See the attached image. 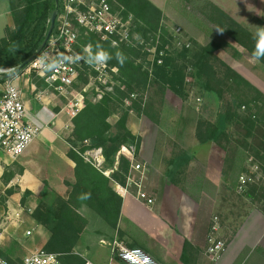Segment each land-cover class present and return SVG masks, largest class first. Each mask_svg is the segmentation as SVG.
I'll list each match as a JSON object with an SVG mask.
<instances>
[{
	"label": "trees",
	"instance_id": "1",
	"mask_svg": "<svg viewBox=\"0 0 264 264\" xmlns=\"http://www.w3.org/2000/svg\"><path fill=\"white\" fill-rule=\"evenodd\" d=\"M109 1L112 10L123 19L131 18L133 33H137L146 42H154L161 31L163 43L159 44L153 61V74L147 66L150 62L146 63L142 59L143 46L139 41L135 46L113 45L110 39L103 40L98 34L86 33L81 28L80 44L89 45L93 56L99 51L109 54L108 63L118 68V84L113 92L105 93L97 101L90 97L92 94L85 92L83 107L72 118L73 141L68 156L76 166L75 182L70 184L69 197H59L56 203L50 205L39 204L32 213L35 221L49 232L44 249L59 253L60 257L72 255L74 247L90 223L89 213L97 215L113 230L116 229L123 197L115 190L113 183L126 185L131 167L127 157L120 155L117 158V154L123 146H134V155L137 158L142 142L141 136L128 127L129 110L123 107V100L136 90H145L152 80L159 81L161 72L166 76L165 80L167 79L161 83L163 88L168 83L182 97L185 96L186 70H194L192 74L200 80L202 87L217 94L221 102L218 118L214 122L199 121L196 138L201 144L220 143L223 139H232L233 134L229 132V127L233 123L239 125L243 134L238 133L239 138L233 137L232 140L239 149L263 162V176L248 183L243 195L250 198L252 204L264 213V93L222 61L220 63L225 70L222 74L218 73L215 52L230 46L228 41L212 40L195 49L184 47L174 53L164 54L162 62L158 63L159 51L164 48L170 35L162 24L163 11L151 0ZM62 8L63 0L58 3L56 0H22L20 4L14 5L12 14L15 26L13 29L8 28L6 35L0 37V67H15L11 72L13 74L24 70L27 66H19L30 56L36 55L48 32L52 12L57 9L60 14ZM201 8L209 21L215 23L252 56L254 33L212 2L206 1ZM57 23L56 21L52 35L57 30ZM118 52L125 57L123 64L116 58ZM259 61L264 64V58ZM32 75L36 76L33 72ZM41 81L39 84H45L43 79ZM134 105L140 113L155 122L158 121L150 110L151 104L146 103L143 97L139 101L136 99ZM116 110H120L121 114L114 126L109 119ZM77 143L80 144L78 148ZM94 148H102L104 163L101 168L88 162L83 156L85 151ZM191 159L192 154L187 150H181L166 159L167 179L180 185V177ZM242 169L246 171L245 167ZM106 171H110L109 175L105 174ZM13 175V172L6 171L5 181L8 182ZM12 192L13 190H8L9 194ZM1 254L10 261L3 251Z\"/></svg>",
	"mask_w": 264,
	"mask_h": 264
},
{
	"label": "crops",
	"instance_id": "2",
	"mask_svg": "<svg viewBox=\"0 0 264 264\" xmlns=\"http://www.w3.org/2000/svg\"><path fill=\"white\" fill-rule=\"evenodd\" d=\"M21 1L0 0V37L6 35L8 28H14L12 8ZM151 1L163 8V0ZM220 1L214 2L224 9L252 8V32L255 33L258 26H264V0ZM242 74L246 76L245 72ZM11 77L21 89L26 119L40 127V134L17 160H12L0 149V182L6 183L4 173L15 174L14 169L18 164L24 171L20 181L25 182L28 189L36 193V189L42 188V181H50L67 199L71 192L70 184L75 182L76 166L68 156L70 144L65 138L73 130L72 109L53 87L45 82L39 84L42 79L29 71L24 69L11 74ZM252 83L264 93V74H254ZM132 131L136 133L137 130ZM137 133L142 136L139 156L147 164L143 170H134L140 173L141 188L131 183L125 186L114 182L118 193V185L128 188L127 193L120 194L123 203L116 229L113 230L97 215L89 213L90 223L74 247V253L59 257L58 264H127L114 254V240L128 247L142 248L162 264H264V213L257 207H251L235 224L228 227L216 212L217 195L204 194V184H220V179L210 172L222 168V156L214 164L212 150L204 154L210 168L209 175L205 183L198 184V190L188 192L181 184L167 179L165 160L170 156L158 154L156 157V143L149 151L144 145L143 133ZM203 167L207 168L206 165ZM140 189L154 199L152 205L138 197ZM7 207L18 209L19 205L15 201H8ZM215 217L218 218L217 222ZM216 225L218 230L213 228ZM20 229H9L4 242L3 252H9L8 257L12 262H22L31 251L42 247L48 240V233L36 222L24 233ZM28 230L31 231L28 234L31 237L26 233ZM212 236L226 242L225 250L216 259L207 253ZM25 237L35 238L27 245L23 240Z\"/></svg>",
	"mask_w": 264,
	"mask_h": 264
},
{
	"label": "rangeland",
	"instance_id": "3",
	"mask_svg": "<svg viewBox=\"0 0 264 264\" xmlns=\"http://www.w3.org/2000/svg\"><path fill=\"white\" fill-rule=\"evenodd\" d=\"M206 1L212 2L217 6L219 5L216 2H221L220 0H163V8H160L163 11L162 24L171 37L168 36L167 42L161 50H164V54L181 50L184 47L179 45V38L182 39L181 42L189 43L190 46L186 48L190 49H195L199 45H206L212 40H227L230 46L222 47L215 52L217 57L215 62L216 70L219 74L224 72L225 68L220 63L222 61L252 83L254 74H264V64L260 61H255L243 46L229 37L224 31L217 27L215 23L206 18L201 10V7H203ZM222 9L237 22L243 24L248 29L250 27L249 30L252 32L251 27H253L252 24L254 21L252 19V8ZM239 11L241 13H239ZM62 12L60 14H62ZM128 19L130 20V26L132 28L131 18ZM57 24H59V22ZM178 27L181 28V35L176 32ZM81 28L82 27L78 26L79 38L82 33ZM134 34L139 41L144 40L140 38L137 33ZM157 36H159V41L157 43L156 41L152 42V40H150L147 46L145 41L141 50V54L144 55L142 59H145L146 63L148 61L150 62V64L147 63V66L150 71L152 70L151 72H153V74V59L156 55L155 49H158L159 44L163 43L161 31L158 32ZM79 38L76 49L80 52H84L87 57L89 53L86 51V47L89 45L82 46ZM149 48H151L152 52L149 51ZM186 71V88L185 96L183 97L174 92L168 83H166L163 88L161 83H164V81L166 82L167 79L165 80L166 76L162 72L158 77L159 81L152 80L145 90H136L134 93L128 94L123 100V107L129 110L128 127L130 129L132 128L131 130H137L135 133L136 135L141 136L137 132L143 133L145 138L144 145L149 151L152 150L154 143H156L154 147L156 157L158 154H168L172 157V155L181 150H187L192 154L191 161L185 166L184 173L180 177L181 185L186 188L188 192L198 190V184L201 182L205 183L206 177L209 175L210 168L207 166L204 154L212 150L215 156L214 164H216L222 156V168L220 170L217 168L210 172L216 179H220V184H204L202 187L206 190L204 191V194H207L206 196L217 195L218 206L216 212L221 216L222 220H225L224 223L229 227L231 224H235V222L251 207H256L252 204L250 198L243 195L244 191H238V176L247 174L249 177H252L253 180L255 178H260L263 176V162L247 152L246 156V153L237 147L238 145L232 139L233 137L239 138L238 133L243 134V131L239 128V125L234 123L229 127V132L233 134L232 139L226 138L221 140L220 143H208V145L205 146L200 145L201 143H199L196 138V127L199 121L202 120L214 122L218 118L221 110V102L216 93L207 91L202 87L200 80L192 74L194 70ZM78 72L79 74L71 90L70 98L77 95L79 96V94L84 95L85 92H89L90 95L92 94L90 97L93 101H97L100 100L97 95V89H104L106 91L105 93L113 92L115 86L118 84L116 79L118 68L116 66H111L109 77H106L105 82L97 79L96 70L93 68L92 64L88 62L83 63L79 67ZM242 72H245L246 76L243 75ZM106 86H112L113 88L111 91H108L105 89ZM132 94H135V97H132ZM59 95L63 102L69 104V98L61 94ZM141 97H143L146 103L151 104L152 107L150 110L154 117L158 119L157 122L147 117L144 113H140L136 105H134L136 99L139 101ZM120 114L121 111L116 110L110 116L109 120L114 126ZM70 134L71 133L67 134L65 138L71 148L73 137L72 134ZM79 145L80 144L77 143V148ZM121 150L122 148L119 150L117 158L120 155H124L131 162L129 155H127V153H121ZM133 159L134 163L141 165V170L146 168L147 164L142 162L139 155L137 158L134 155ZM218 164L221 165V162ZM218 164L216 166L219 167ZM204 165H206L207 168L203 167ZM244 167L246 171L242 169ZM14 171L15 174L9 183L0 182V213L2 214L8 210V201H15L17 205H19V208L23 210L22 218L24 221L21 225L13 227H21L20 230L24 233L26 229L32 228L33 222L37 223L32 217V213L39 204H54L59 197L64 199L65 197L60 194V191L53 187V184H50V181H42V188L36 189L37 192L34 193L32 190L28 189V185L26 186L25 182L20 181L21 176L24 175L23 168L17 164ZM108 172L110 173V171ZM128 177L131 178V182L133 180L139 182L140 173L134 171L130 167ZM128 181L129 179L127 178V182ZM8 190H13V192L9 194ZM215 216L219 217L218 215ZM42 227L48 233L49 238L48 230L43 225ZM10 229H12V227ZM29 237L23 239L27 245L35 238L34 237L32 240V238L30 239ZM45 244L42 247H44ZM8 253L9 252L4 251V254L8 255Z\"/></svg>",
	"mask_w": 264,
	"mask_h": 264
},
{
	"label": "built area",
	"instance_id": "4",
	"mask_svg": "<svg viewBox=\"0 0 264 264\" xmlns=\"http://www.w3.org/2000/svg\"><path fill=\"white\" fill-rule=\"evenodd\" d=\"M62 11V14L57 16L56 21L59 24H57L55 34L51 35L45 47L34 56L25 70L35 73L48 86L53 87L59 94L69 98L70 102L68 105L72 109V114L75 115L83 107L85 97L83 94L72 98L69 96L78 77L79 67L83 63H87L85 53L76 49L79 38L78 26L84 28L86 32L98 34L103 39H110L113 45L135 46L139 40L132 32L130 20H125L114 12L109 0H63ZM176 32L180 34L181 28L178 27ZM181 40L179 38V45L183 47L190 46L189 43H183ZM155 41L156 43L159 41V36H156ZM139 42L141 45L145 44L144 40ZM146 43L148 46V42ZM86 50L89 53L90 46L86 47ZM155 50L156 55L153 61L157 56V49ZM149 51L152 52L151 48H149ZM163 55L164 50H160L158 63L162 62ZM42 56L46 57L45 63L54 61L56 67L51 70L42 69L36 63ZM77 56L81 58L76 59ZM92 66L97 72V79L105 82L111 69L108 61L103 64H92ZM15 69V67H0V149L7 153L12 160H17L22 156L29 145L40 134V127L26 119V106L21 89L15 79L9 74ZM112 88V86L105 87L108 91H111ZM97 91L99 99L106 92L104 89H97ZM132 97H135V94H132ZM120 152L127 153L131 158V169L137 171L142 169L140 164L134 163V146H123ZM83 156L88 162L98 168H101L104 163L102 148L87 150ZM105 173L109 172L106 171ZM128 179L127 186L133 183L141 188V184L138 181L133 180L131 182V178L128 177ZM252 180V177L247 174H241L237 185L238 191H245L248 183ZM118 191L123 195L128 192V188L118 185ZM138 197L144 198L148 205L154 203V199L141 189L138 192ZM22 213L23 210L20 208H8L6 212L0 215V264H58L60 254L47 251L44 247L31 251L22 262H11L1 254L9 229L13 226H19L23 222ZM217 220L218 218L215 217L216 222ZM213 228L218 230L217 225ZM30 233L31 231L28 230L27 234ZM225 248L226 242L224 240L214 236L209 238L207 253L210 257L218 258ZM112 250L121 261L127 264H162L144 249L128 247L119 240L112 242Z\"/></svg>",
	"mask_w": 264,
	"mask_h": 264
},
{
	"label": "clouds",
	"instance_id": "5",
	"mask_svg": "<svg viewBox=\"0 0 264 264\" xmlns=\"http://www.w3.org/2000/svg\"><path fill=\"white\" fill-rule=\"evenodd\" d=\"M253 40H254V50L252 52V58L255 61H259L262 58H264V26H258L257 30L253 34ZM87 51V50H86ZM81 57L77 56L76 59H80ZM116 58L119 60L121 64H123L125 57L122 53H117ZM46 57L42 56L36 63L44 70H51L54 67H56V63L53 61L52 63H45ZM108 59H110V56L108 53L104 51H99L95 56L89 52L87 57V62L89 64H103ZM87 198V197H83Z\"/></svg>",
	"mask_w": 264,
	"mask_h": 264
},
{
	"label": "water",
	"instance_id": "6",
	"mask_svg": "<svg viewBox=\"0 0 264 264\" xmlns=\"http://www.w3.org/2000/svg\"><path fill=\"white\" fill-rule=\"evenodd\" d=\"M56 2L58 3L59 0H56ZM57 16H58V10H54L52 12V15H51V19H50V26H49V29H48V32L45 36V39L44 41L42 42L41 46L37 49L36 51V54L40 53L42 51V49L45 47V45L47 44L48 40L50 39L52 33H53V30L55 28V24H56V20H57ZM35 55L33 56H30L28 59H26L19 67H23V66H27L28 63L34 58Z\"/></svg>",
	"mask_w": 264,
	"mask_h": 264
}]
</instances>
